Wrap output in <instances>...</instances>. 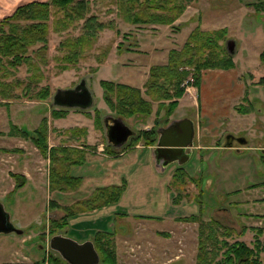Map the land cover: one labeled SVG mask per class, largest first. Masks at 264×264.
<instances>
[{
	"label": "rangeland",
	"instance_id": "rangeland-1",
	"mask_svg": "<svg viewBox=\"0 0 264 264\" xmlns=\"http://www.w3.org/2000/svg\"><path fill=\"white\" fill-rule=\"evenodd\" d=\"M32 1L37 0H19L18 3ZM87 1L90 2L91 14L96 15L99 22L111 25V29L99 33L90 47L83 50L69 46L72 48L69 51L65 46L61 48L60 44L64 40L78 37L83 21L73 22L68 30L59 32L54 30L55 26H59L54 25L55 22L50 23L47 50L40 54L43 58L39 60L36 56H31L34 63L30 66L24 64L18 69L9 68L6 77L1 80L3 86L0 91H7V96H14L6 98L0 95V153L15 154L17 164L14 165V172H9L12 165L0 162V177L3 176L7 181H0V203L9 214L11 223L22 229L23 234H0V247L21 251L26 259L16 255L14 260L18 264H48L51 250L47 228L50 219L57 218L49 209L48 203L56 200L61 205H69L77 199L82 200L87 193L88 184L86 182L72 193H51L48 187V160L41 157L30 139L9 136L10 127L15 126L17 130L32 133L45 119L49 147H70L73 141L68 140L69 136L62 131L83 123L89 127L90 135L96 137L91 141L93 145L102 143L105 152L108 143L103 119L116 116L106 107L99 82L107 80L139 89V84L143 81V78L139 79V73L132 75L134 67H125L128 63L139 64V25L124 21L118 0ZM239 2L243 3V7ZM260 2L264 3V0H194L189 3V6L198 9L191 21L185 26L175 25L174 28H169L171 32L168 29L166 33L176 36L166 42L156 37L154 44L162 49L174 50L171 48L180 47L181 44L182 47L189 34L198 26L204 32L226 29L225 41L219 44L225 46L228 41L235 43L232 60L236 67L234 64L232 70L223 73L203 72L199 87H193L194 81L187 86L189 90H186L185 97L179 101L180 106L167 118L168 121H165V112L162 111L155 125V103L150 116L123 120L135 132L152 127L157 131L172 121L188 120L195 127L198 125L195 128L196 146L218 149L207 152L196 150L187 163L176 162L159 172L154 165L148 164L152 151H143L142 143L126 150L124 158H113L109 165L98 162L95 172L90 173L86 180L95 181L103 172H107L112 180V175H120L121 171L122 179L116 181V185L122 188L120 200L105 210L100 209L97 214L88 212L87 215L76 216L69 222L67 231L61 232L62 236L80 244L83 243V238L89 240L97 230L111 229L115 233L117 264H195L198 223L177 220L179 217L197 215L203 221L218 222L232 231L229 243L240 241L251 245L255 234L252 230L264 231V158L259 154V149L264 150V82L259 84L264 81V66L256 56L264 50V7L256 12L250 6ZM3 10L2 15L5 17L13 13ZM252 30L256 32L257 38L262 36V39L250 41L248 37ZM39 46L41 45H36L33 49ZM69 56L72 63H64L63 59ZM66 64L69 68L62 71L61 68ZM31 76L38 77L37 85L30 80ZM83 80L92 95L91 108L81 110V113L77 111L80 109L53 105L52 98L57 90L73 89ZM27 86H30V91ZM45 88L50 97L48 100H41L36 92ZM191 88L195 89L194 93ZM193 100L197 101V105L199 103V110L194 106ZM59 109L67 111L66 117L52 118V111ZM95 113H99L101 118V131L96 130L93 125L91 117ZM76 117L82 118L81 123L74 120ZM216 117L220 118L217 123ZM226 135L243 138L246 143L240 145L235 142L233 150H224ZM83 142L84 140L76 144L80 151L96 149ZM2 147L5 149H1ZM180 166L191 177L183 185L175 184L172 180ZM74 169L76 168L72 169L71 174L77 176L79 171ZM20 172H30L39 180L36 186L31 182L10 195L16 183L10 175H21ZM24 179L26 181L25 177ZM73 194L77 197L71 198ZM168 196L170 199L172 196L180 197L174 210L179 216L175 221L133 218L139 215L164 218L168 209ZM117 214L128 218H121ZM261 240H264V235ZM0 264L7 263L0 261Z\"/></svg>",
	"mask_w": 264,
	"mask_h": 264
},
{
	"label": "trees",
	"instance_id": "trees-1",
	"mask_svg": "<svg viewBox=\"0 0 264 264\" xmlns=\"http://www.w3.org/2000/svg\"><path fill=\"white\" fill-rule=\"evenodd\" d=\"M194 0H118L120 13L125 22L131 25H161L171 26L184 13L186 7ZM256 12H260L264 3L251 4ZM143 7V8H141ZM83 21L81 34L73 39L64 40L60 47H66L69 51L75 49L83 50L90 47L99 33L112 26L99 22L96 15L91 14L90 2L87 0H47L32 1L18 6L12 15L0 20V87L1 80L6 77L7 70L18 69L24 64L33 62L36 56L39 60L43 58L42 53L47 50L49 24L54 23L59 28L54 27L55 32L68 30L73 22ZM226 29L216 31H201L196 27L186 38L180 50H170L167 55V62L162 66H153L149 70L148 77L143 85V91L116 82L102 80L99 86L102 90V99L108 109L122 120L131 118L148 117L153 112V104H157L155 112V125L160 119V114L164 111L165 121L171 117L176 110L179 100L186 93L185 81L192 76L194 78L193 87L198 88L201 82L202 73L209 70L229 71L234 68L232 55L227 52L225 46L219 44L225 41ZM70 42V43H68ZM36 45H41L33 49ZM120 47V43L118 45ZM73 48V50H74ZM82 50V51H83ZM82 53V52H81ZM76 55V54H75ZM258 59L264 66V50L259 54ZM64 63H72V58L65 57ZM64 65L61 70H67L68 65ZM33 76V75H32ZM31 76V77H32ZM38 77L34 76L30 80L37 85ZM264 81H260L262 84ZM30 91V86H27ZM41 100H48V90L41 89L36 92V96ZM0 95L7 96V91H0ZM248 100H245L247 102ZM83 112L81 110H77ZM245 112L244 110H241ZM67 111L64 109L53 110L52 118L60 119L66 117ZM91 117V116H90ZM96 130L103 128L99 113L92 117ZM101 129V130H100ZM69 136L67 139L73 143L85 140L86 129L74 127L62 131ZM12 137L30 139L41 157L48 160L49 175L48 187L53 194L62 195L77 191L81 186L82 179L71 174L73 168L82 166L86 161V155L77 147L69 145L49 147L47 135V122L43 119L39 126L32 132L17 130L15 126L10 127L8 133ZM158 136L154 127L142 132H136L135 136L122 147V151L142 143L143 147L155 145ZM72 143V144H73ZM84 143V142H83ZM86 144V143H85ZM105 152L108 155H116L118 151L110 144L106 145ZM108 148H111L109 151ZM115 149V150H114ZM264 157H262L263 159ZM264 163V161H263ZM16 183L13 195L16 190L25 186V179L21 175H10ZM189 177L183 168H178L172 180L175 184L183 185ZM202 191H200L201 193ZM122 194L120 186L99 187L93 190L89 197L82 201H77L69 205H61L56 200H50L48 207L55 217L49 221L47 234L53 236L66 232L72 218L100 210L118 203ZM9 195V196H10ZM180 198V197H179ZM177 196L173 200H179ZM60 199V198H58ZM181 200V199H180ZM124 216V215H123ZM139 219L156 220L154 217H135ZM198 223L197 229V251L195 264H264V240L261 237L264 231L253 229L254 236L251 245L244 242H228L232 231L223 227L216 221H203L200 216L190 215L179 217L177 220ZM94 248L99 256L100 264H117L115 233L112 231H97L90 237ZM48 264H67L57 253L51 251Z\"/></svg>",
	"mask_w": 264,
	"mask_h": 264
},
{
	"label": "crops",
	"instance_id": "crops-1",
	"mask_svg": "<svg viewBox=\"0 0 264 264\" xmlns=\"http://www.w3.org/2000/svg\"><path fill=\"white\" fill-rule=\"evenodd\" d=\"M18 1L19 0H0V7H1L0 8V20H1V18L5 17L4 15H2V10L4 8L5 9L3 11L8 12L9 14H11L13 11H15V9L18 6H21V5H24L25 3H28V2L18 3ZM37 1H41L42 2V1H47V0H37ZM240 3L241 2H239V4ZM2 6H3V9H2ZM241 6L243 7V3H241ZM197 12H198V9L188 5L186 7L184 13L182 14V16L176 22H174L173 25L174 26L175 25L176 26H180V25L185 26L189 21H191V19L194 17V15ZM200 12H201V10H200ZM198 27L200 28V26H198ZM169 28H171V26H161V25H153V24L146 25V26L145 25H142V26L139 25V64L138 63H136V64L128 63V66H125V67H134L135 71H133V70L131 71L132 75L139 73V79L143 78V81L139 84V89L142 90V91H143V85H144V83H145V81H146V79L148 77L150 68L153 67V66L165 65L166 62H167V55H168V52L170 51V48H168L167 50L166 49H162V48L158 47L156 44H154V40L157 37V38H159L161 40H164L166 42L168 40H171L170 38H172L173 36H176L173 33H168V34L166 33L167 32L166 30H168ZM152 29H153V31H152ZM169 30L171 32V29H169ZM191 30H193V28ZM205 31H208V30H205ZM249 34L250 35H249L248 38H249L250 41L253 40V39H254V41H256L258 39H262V36H259V38H257V34H256V32L254 30L250 31ZM181 45H180V47H181ZM180 47H174L173 46L171 49L179 50ZM256 56H257V59H258L259 52L256 54ZM258 61H259V59H258ZM233 62H234V60H233ZM234 64H235V67H236V63L235 62H234ZM104 67H105V65L102 68H99L98 71L102 70ZM206 72H208V73L209 72H213V73L220 72V73H223V71H220V70H210V71H206ZM219 76L220 75H216V77H219ZM136 88H138V87H136ZM194 90H195L194 88H191V92L193 91V93H194ZM185 95L183 96V98L185 97ZM193 104L199 110V106H198L199 103L197 105V101H194ZM178 106H180V105H178ZM208 115H209V110H208ZM204 118H206V116ZM216 118L217 119H216L215 122L217 123L219 117H216ZM74 120L76 122H80L81 123L80 120H82V118L80 119V117L79 118L76 117ZM84 120H86V119H84ZM87 121H89V120H87ZM81 125H82V127H80ZM77 126L79 128H85L86 131H87V136H86V138L84 140L86 145H88V146L93 145V143L91 141L94 140L96 137L90 135V132H89V129H88L89 127L85 126L83 123H81V124H79ZM71 128H73V127H71ZM195 128H198V125ZM61 129H63V127H61ZM205 132L207 133V135L209 134L208 131H205ZM96 136H97V134H96ZM195 136H197V135L195 134ZM195 136H194V141H195ZM96 141L98 142V139ZM76 144H77V142L71 144L70 147H76L77 146ZM93 146H95V148H96L94 151H92V150H90L88 152L83 151L85 153V155H86L85 163L82 166L77 167L76 169H74L76 171H79L77 173V177H80L82 179L81 187L86 182L88 184L86 186L87 193L85 194L84 197H82L83 198L82 200H84L87 197H89L94 189L99 188V187L112 186V185L113 186H117L116 185V181L120 180V178L122 179L121 171H120V175L119 174H113L112 176H114V177H113L112 180H110L108 173L105 171L106 173L103 172V175L97 176V178H96L97 180H95V181L91 182V181H89V179L86 180V178L90 175V173L95 172V169L98 166V162L107 163L109 165V164L112 163L111 160L113 158L117 157V158L122 159V158H124L126 156L125 155V150L124 151L119 150V153L116 154V155H113V156L112 155H108L106 152H103V144L100 143V142H98L96 145H93ZM137 146H139V144ZM79 148H81V147H79ZM224 148H225V145H224ZM1 149H5V147H2ZM217 149H218V147L196 146L195 143H194V146L192 148H188L187 152L191 153V156H190V158H191L193 153H194V151H196V150H205V152H207V151H210V150H217ZM116 150L118 151V149H116ZM146 150H151L152 151L151 157L148 158V164L149 165L150 164L154 165L158 172L159 171H165L171 164L178 162V159H176V158L175 159H170V160L163 158V159L157 161V157L155 158V156H156V154H155V145L150 146V147H144L143 151H146ZM224 150H233V146H232V148H225ZM15 156H16L15 154H9V153L8 154H5V153L3 154V153H0V162L1 163L2 162H6L8 165H12V170L10 169L9 172H12L14 170V168H15L14 165L16 166V164H17L16 160L14 159ZM165 163H167V164H165ZM2 166H5V164L2 165ZM178 168H183L184 169L183 166H180ZM17 172H19V171H17ZM19 174L23 175L26 178V184H25L24 187H26L31 182L36 186V183L39 180V178L35 177V175L32 176V174L30 172H29V174L27 172H22V173L20 172ZM1 180L4 181V182H7L3 178V176L0 177V181ZM122 181H125V180L123 179ZM0 185H1V183H0ZM0 187H2V186H0ZM79 195H82V194L79 193ZM70 197L71 198H76L77 196L75 194H73ZM173 199H174L173 196H172V199H170V196L166 197V200H167V203H168L169 206L168 205L166 206V208H168L167 212H166L164 218H159L160 219L159 222H161L163 220H174L175 221L179 217L178 215L175 214L174 210H175L176 204H178L180 201L177 202V200H173ZM82 200L81 199H79V200L77 199V200H75V202L82 201ZM73 203H74V201H73ZM105 209L106 208H103L102 210H105ZM161 212L162 211H160V213ZM92 213L97 214V213H99V210H94V211H92ZM162 213H164V212H162ZM84 215H87V213H84ZM117 215H120L121 218H125V219L128 218L127 216H123L122 214H117ZM135 217L148 218V217L140 216V215L139 216H133V218H135ZM151 217L155 218L157 216H151ZM183 217H185V216H183ZM186 217H188V215ZM136 219H139V218H136ZM145 220H148V219H145ZM153 221H156V220H153ZM97 231H111V229L110 230L101 229V230H97ZM169 232H171V231H169ZM89 240L88 239L85 240V238H83V242L84 241H89ZM40 249H42V248H40ZM16 255H21V257L23 259H26V257L23 256L21 254V251H19V250L10 249L9 247H0V261H2L3 263L18 264V261L14 260V257Z\"/></svg>",
	"mask_w": 264,
	"mask_h": 264
},
{
	"label": "water",
	"instance_id": "water-1",
	"mask_svg": "<svg viewBox=\"0 0 264 264\" xmlns=\"http://www.w3.org/2000/svg\"><path fill=\"white\" fill-rule=\"evenodd\" d=\"M233 41L226 43L227 52L234 55ZM53 105L59 108L87 110L92 107L93 99L91 92L86 86V82L81 81L75 88L68 90H57L53 96ZM107 143L116 149H121L128 143L129 138L135 136L136 132L131 130L119 117L107 116L103 119ZM175 127L181 130L176 132ZM157 140L155 143V154L157 161L165 159H178L179 164L187 163L191 153L188 148L194 146L195 126L188 120L172 121L166 128H159L156 131ZM231 140L233 136H227ZM237 143L245 145L246 140L238 138ZM225 148H232L231 144H225ZM170 154V157L167 155ZM172 156V157H171ZM167 164V163H165ZM0 234L9 235L23 234L22 229L16 228L0 203ZM49 248L57 253L67 264H99V256L93 243L84 241L76 243L61 234L53 236L49 240Z\"/></svg>",
	"mask_w": 264,
	"mask_h": 264
},
{
	"label": "flooded vegetation",
	"instance_id": "flooded-vegetation-1",
	"mask_svg": "<svg viewBox=\"0 0 264 264\" xmlns=\"http://www.w3.org/2000/svg\"><path fill=\"white\" fill-rule=\"evenodd\" d=\"M170 123H171V122H170ZM170 123H169V124H170ZM169 124H168L167 126H169ZM167 126H166V127H167ZM166 127H164V128H166ZM175 129H176V132H177V133H179L180 130H181L179 127H175ZM227 136H230V135H226V137H227ZM226 137H225V144H231V145L233 146V144H234L235 142L237 143V139H238L237 137H234V136H233V138H231V140H227ZM259 152H260V153H259V154H260V157H264V150L259 149ZM167 156L170 157V154H168ZM171 157H172V156H171Z\"/></svg>",
	"mask_w": 264,
	"mask_h": 264
},
{
	"label": "built area",
	"instance_id": "built-area-1",
	"mask_svg": "<svg viewBox=\"0 0 264 264\" xmlns=\"http://www.w3.org/2000/svg\"><path fill=\"white\" fill-rule=\"evenodd\" d=\"M194 79L192 78V76H190L186 81L185 83L183 84L184 87H186V90L188 91L189 90V84L193 83ZM46 264V263H45Z\"/></svg>",
	"mask_w": 264,
	"mask_h": 264
}]
</instances>
